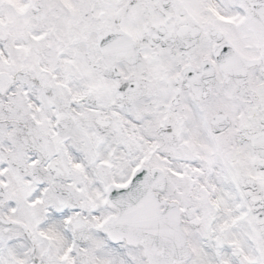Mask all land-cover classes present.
I'll list each match as a JSON object with an SVG mask.
<instances>
[{"label": "snow or ice", "instance_id": "6c2138e0", "mask_svg": "<svg viewBox=\"0 0 264 264\" xmlns=\"http://www.w3.org/2000/svg\"><path fill=\"white\" fill-rule=\"evenodd\" d=\"M0 264H264V0H0Z\"/></svg>", "mask_w": 264, "mask_h": 264}]
</instances>
